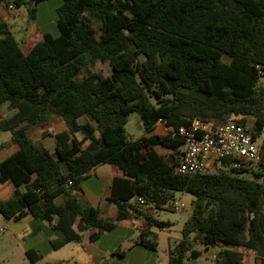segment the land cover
I'll use <instances>...</instances> for the list:
<instances>
[{
  "label": "trees",
  "instance_id": "1",
  "mask_svg": "<svg viewBox=\"0 0 264 264\" xmlns=\"http://www.w3.org/2000/svg\"><path fill=\"white\" fill-rule=\"evenodd\" d=\"M57 15L59 36L40 33L27 53L0 24V107L13 111L0 120V132L9 133L17 148L0 161V184L13 186L12 195L0 200V215L47 223L57 236L50 241L53 251L80 243L86 232L95 242L114 223L76 194L92 168L111 165L123 173L112 180L108 196L115 222L132 218L133 197L157 208L176 193L194 197L167 264L197 259L196 245L224 247L215 264H244L239 251L264 264L260 174L247 180L237 176L242 171L175 172L182 146L176 132L194 120H232L253 135L264 128V86H256L255 69L264 67V0H63ZM105 62L109 76L90 70ZM132 113L145 132L138 140L125 131ZM52 117L67 126L54 135V156L27 135ZM158 123L166 134L154 133ZM138 244L155 248L143 235ZM25 255L29 264L42 259L34 249Z\"/></svg>",
  "mask_w": 264,
  "mask_h": 264
},
{
  "label": "rangeland",
  "instance_id": "2",
  "mask_svg": "<svg viewBox=\"0 0 264 264\" xmlns=\"http://www.w3.org/2000/svg\"><path fill=\"white\" fill-rule=\"evenodd\" d=\"M63 0H43L38 4L28 2L25 5L13 7L8 13L6 27L20 43L31 31L38 30L43 34H49L53 38L59 36L57 27V11ZM31 9H34L31 14ZM227 62V57L223 59ZM99 72L103 76H109L111 69L107 62L97 63L90 69ZM151 103L155 99L150 98ZM11 111L7 105L0 107V120L7 119ZM127 137L138 140L145 135L137 113H132L125 125ZM156 133L166 134L160 125ZM37 128H32L30 135L33 141L38 139ZM10 134L0 132V159L1 153L10 154ZM158 154L165 159L171 157V151L157 148ZM54 156V155H53ZM257 172L256 168L251 171L237 173L243 179H253ZM85 187L91 186L97 195H101L103 184L96 176L88 178ZM13 186L10 183L0 184V200H5L12 195ZM136 197L129 200V204L135 210L131 219L124 222H115L116 210L113 205L107 204L101 216L114 223L112 230L103 233L90 249H98L105 252L103 257L87 256L82 245L71 244L57 251L50 248V241L57 238L54 231L47 228V223L38 222L30 216H23L19 220H5L0 215V264H29L25 252L34 249L42 255V259L36 264H167L169 252L181 240V231L185 222L192 213L194 197L186 193H176L173 200H169L160 208L150 201H144L142 206L136 205ZM103 202V201H102ZM80 203L85 204L83 198ZM177 207L178 210H174ZM143 235L147 240L155 243V248L144 247L138 244ZM83 239L86 240L85 235ZM95 246V247H94ZM91 250V251H92ZM219 248H209L208 252L202 253V258L208 262H215L212 255L218 254ZM244 251V264L253 263V259ZM252 256V255H251ZM189 257V254L187 255ZM183 264H198L183 259Z\"/></svg>",
  "mask_w": 264,
  "mask_h": 264
},
{
  "label": "built area",
  "instance_id": "3",
  "mask_svg": "<svg viewBox=\"0 0 264 264\" xmlns=\"http://www.w3.org/2000/svg\"><path fill=\"white\" fill-rule=\"evenodd\" d=\"M12 7H9L11 10ZM257 87L264 86V67L256 66ZM182 139L179 160L175 172L186 176H211L231 171L257 169L262 182V209L264 212V128L257 135L250 133L235 121L224 123L192 121L179 128ZM70 185V183H69ZM142 206L144 199L137 197ZM174 210H178L174 207Z\"/></svg>",
  "mask_w": 264,
  "mask_h": 264
},
{
  "label": "crops",
  "instance_id": "4",
  "mask_svg": "<svg viewBox=\"0 0 264 264\" xmlns=\"http://www.w3.org/2000/svg\"><path fill=\"white\" fill-rule=\"evenodd\" d=\"M8 11H10L9 9H5L3 6L0 5V24H3L6 26V19L9 18L10 14L8 13ZM7 28V27H6ZM8 29V28H7ZM41 32L38 31L37 29L34 31H31L21 42V49L24 53H27L29 51V49L40 39L41 37ZM11 111V110H10ZM13 114V111H11V115ZM10 115V116H11ZM85 118L81 119V122H84ZM162 125L160 123H158L154 129V133H156L157 128ZM163 126V125H162ZM164 127V126H163ZM32 128H37L38 130V139L36 143L35 141H33L31 135H30V131ZM165 129V127H164ZM67 130V126L64 123V121L58 117H52L50 118L45 124L41 125V126H31L27 129V135L28 137L36 144L41 145L43 147H45L49 153L53 156L55 155V146H54V135L63 131ZM166 132V129H165ZM159 135V134H158ZM10 147H11V153L16 151V146L12 145L10 142ZM157 150V149H156ZM10 153V154H11ZM10 154H5V153H1V158L0 161L4 160L6 157H8ZM61 170L63 173H65V169L62 166ZM96 176L98 180L101 181V183L103 184V191L101 193V195H97L95 193V191L93 190V188L91 186H87L85 187L84 185H86V182L88 180L89 177L91 176ZM123 177V173L120 169H118L115 166H111V165H98L94 168H92L89 172H88V177L87 179L82 183V188L81 191L78 192L76 194L77 199L80 201V198H83V200L85 201V204L83 206H91L94 208H97L100 211V214L103 213L104 209L106 208L107 204L113 205L115 207L114 204H112L111 202L108 201V196H109V191H110V185L111 182L114 178H121ZM103 201V202H102ZM116 210V207H115ZM124 222V221H122ZM85 235L86 240L83 239V236ZM88 235L89 232L83 233L82 234V240L80 243H70L68 245L71 244H77V245H82L84 247V251L86 253L87 256H92V257H103V255L105 254V252L100 251L98 249H90L94 244L97 243V241L95 242H89L88 240ZM66 245V246H68ZM64 246V247H66ZM63 247V248H64ZM95 247V246H94ZM219 249H222L224 247L222 246H216ZM209 248H214V247H209ZM205 249L203 246L201 245H196L195 249L198 250L200 252V255L197 259L195 260H189V262H197L198 264H215V262H208L207 260H204L202 258V253L203 252H208V249ZM62 249V248H61ZM92 250V251H91ZM242 253H244V251H239ZM249 257L253 259V263L255 262V256L252 253H248ZM252 255V256H251ZM217 257V254L212 255V259L215 261ZM243 259H244V255H243ZM244 263V261H243Z\"/></svg>",
  "mask_w": 264,
  "mask_h": 264
}]
</instances>
